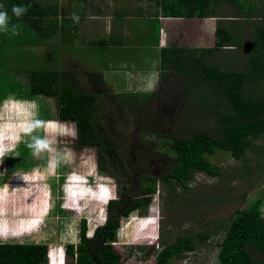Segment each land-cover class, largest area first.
<instances>
[{
    "label": "rangeland",
    "instance_id": "obj_1",
    "mask_svg": "<svg viewBox=\"0 0 264 264\" xmlns=\"http://www.w3.org/2000/svg\"><path fill=\"white\" fill-rule=\"evenodd\" d=\"M245 4L258 9L260 17L258 19L264 24V0H245ZM244 8L247 10V7ZM219 12L227 16L222 19L220 26L237 32L234 34H238L236 36L241 40L244 39V43L237 50L233 48L219 50L213 54L210 62L223 70H240L244 68L246 62H244V54L246 55L249 50L245 42L247 39H254V30L259 21L254 20L250 25L245 19L246 16L243 17L244 11L231 4L221 5ZM99 22L101 21L91 19L77 22L78 29L73 37L74 44L69 46L67 50L69 53L62 56L57 63L61 71H67L69 83L77 84V89L101 95L96 112V129L106 143H112L116 147L113 161L105 158V164L115 174L116 178L113 176L112 178L116 185L119 181L123 186V192L127 195L126 204H130L133 198H144L140 191L141 187H151V185L154 187V192L149 194L153 196V201L148 206L131 213L127 218H121L112 243L113 248L120 256L122 264H155L158 253L165 246L175 243L178 238L192 237L195 243H199L197 249L194 252L180 253L171 260V263L219 264L220 243L231 218L237 217V211H246L259 199H264V134L250 141L249 149L240 161L233 160L227 152L221 150H215L212 155H208L210 163L219 169L221 174L219 178L196 173L194 179L187 182L186 189H182L174 181L162 182L161 176L168 172L173 163L171 157L173 153L167 150L168 138H186L192 133L188 127L190 125L184 120L185 117L193 118L191 103L186 101L187 93L191 99L196 98L195 94L191 92V86L188 87L184 74H176L173 68L162 70L160 49L155 47L158 38L150 34L152 32L145 34L144 37H135L141 49L135 50L137 46L129 44L133 47L132 50L114 49L106 54L101 51L102 49L97 50L96 44H93L105 38L102 34L103 23ZM131 23L134 25L133 22ZM68 26L74 25L71 22ZM197 28L194 24L192 33L184 37H181L177 31L162 32L166 38L161 44L162 46L214 47L217 37L207 33L210 29L209 24L205 23V29L208 30L205 33L196 30ZM130 34L133 35L131 32ZM71 35L74 33L72 32ZM113 41L117 43L119 40L113 39ZM130 42L134 43L132 40ZM69 44L62 42V46L65 47ZM25 52L29 53L21 55L23 60L18 63L19 66L26 67L28 63V67L32 69L53 68L54 64L48 61L44 48L36 47L35 51L30 52L27 49ZM96 73L100 74L102 81L97 80ZM130 92L145 95L150 93L152 98L139 110L127 108L123 100L115 95L130 94ZM196 96L200 97V94L197 93ZM40 102L41 106H48L55 116L50 120H58L56 119L58 99L43 98ZM16 104L11 106L9 101L11 114L9 117L5 115L7 109L4 107L0 113V123L5 118H9L12 124L22 125L33 118L34 136L27 137L25 142L29 140V144L20 147L16 157L30 154L29 157H35L36 165L29 169L16 168V171L6 175L3 171L6 168L3 162H0L2 168L0 218L7 219L6 231L11 233L14 232L16 225L23 228L20 229L22 231L35 224L32 221L23 227L22 222L17 224L19 219L25 222V219L43 213V223L39 229L24 234L18 240H14V243L44 245L48 250L57 245L64 251L66 245L76 247L80 242L83 227L86 229V234L92 237L95 229L104 223L106 217H110V208L106 214L99 211L100 205L94 197L91 200L86 197L81 202L79 212L61 207L66 206L65 181L72 177L96 175L94 171L99 169L96 150L76 148L78 135L76 123H66L71 125L63 131L59 126L58 129L53 130L51 122L46 126L45 131L43 122L47 121V107L43 110L45 115L38 114L36 118V105ZM32 110L34 115L31 114ZM6 129L7 133H10L9 130L13 131L12 133L23 132L21 129L17 131L9 127ZM41 130L44 131V141L39 144L34 143L35 136L41 135ZM32 146H35L34 152L31 150ZM45 154L47 155L45 162L38 164ZM8 163L7 160V166ZM21 172L26 175L24 180L14 179L20 177ZM15 173L17 175H14ZM100 173L111 176L105 172ZM45 177L46 186L41 181ZM95 180L98 181L99 178ZM16 182L19 184H15ZM12 184L22 188L18 192L21 194L20 197H14L16 192L11 188L7 192L5 187ZM26 189L28 190L25 191ZM118 190L119 187L116 186V192ZM123 192L120 198L124 195ZM31 193L32 197H30ZM118 198L117 194V200ZM261 212L264 215V200ZM146 217L155 218V221L151 220L143 225V219ZM82 221L85 222V226ZM3 233L0 229V241L10 243L11 240L5 238ZM203 233L209 234L210 239L199 241L198 235ZM155 237L158 238L156 242ZM150 243L155 244L150 245ZM50 258L52 263H55L56 257L51 255ZM64 261V264H75V257H65Z\"/></svg>",
    "mask_w": 264,
    "mask_h": 264
},
{
    "label": "trees",
    "instance_id": "obj_2",
    "mask_svg": "<svg viewBox=\"0 0 264 264\" xmlns=\"http://www.w3.org/2000/svg\"><path fill=\"white\" fill-rule=\"evenodd\" d=\"M27 1L20 2L26 6L21 10L29 9ZM221 1L241 8L244 11L243 17L246 16L245 19L250 25L260 18L258 9L245 4V0H205V7L200 0H177L174 3L162 4V11L167 17L204 18L209 17L215 5ZM244 7H247V10ZM21 13L28 15V12ZM258 21L254 39H247L245 42L249 46V53L244 54L246 64L244 63V68L240 70H223L210 62L213 54L219 50H231L227 48L237 50L244 43V39L241 40L236 36L238 34H234L237 32L224 27L217 29L214 47L171 46L161 50L162 70L173 68L176 74H184L188 87L191 86V92L196 97L191 99L187 93L186 101L191 103L193 118L185 117L184 121L190 125L188 127L192 133L186 138L167 140V150L173 153L171 156L173 163L168 172L161 176L162 182L174 181L182 189H186L187 182L192 181L196 173L219 178L221 176L219 169L210 163L208 155H212L215 150H221L227 152L233 160L240 161L249 149L250 141L264 134V24L261 23L262 20ZM53 36L51 34L50 37ZM96 76L98 81H102L99 73H96ZM68 77L67 71L59 72L54 67L48 72H37L32 75L36 83L32 85L31 90L29 88L25 97L38 100L42 115H45L43 110L48 108L46 120L54 119L55 116L48 106H41L40 101L43 98L49 100L56 97L58 99L56 119L77 125L76 148H94L99 171L115 177V174L106 167L105 158L113 161L116 147L112 143H106L96 129V112L101 95L82 92L76 88L77 84L72 81V84L69 83ZM197 93L200 97L196 96ZM115 96L123 100L127 108L132 107L135 110L141 109L152 98L150 93L145 95L136 92ZM34 133L35 129L31 135ZM43 141V132L35 136L34 143L39 144ZM29 142L27 141L28 144ZM31 150L35 151V146H32ZM29 155L21 154L18 158L12 159L8 164V170L11 172L16 171V168L29 169L36 165L35 157ZM46 159L45 154L38 164L45 162ZM117 186L119 198L111 204L110 217L106 225L98 228L92 238L86 237V229L83 227L79 244L76 247L67 245V257H75V264H122L112 245L121 218H127L131 213L148 206L153 201V196L149 194L154 192V187L152 185L141 187L140 191L144 198H133L130 204H126L127 195L119 181ZM121 192L124 195L120 198ZM263 200L259 199L246 211H237V217L231 218L220 243L219 264H264V215L261 212ZM198 238L199 241H206L210 239V235L203 233L198 235ZM198 245L199 243H195L192 237L178 238L175 243L165 246L158 253L155 264H172L171 260L177 255L182 252H194ZM46 251V246L33 243L0 244V264H41L46 262Z\"/></svg>",
    "mask_w": 264,
    "mask_h": 264
},
{
    "label": "crops",
    "instance_id": "obj_3",
    "mask_svg": "<svg viewBox=\"0 0 264 264\" xmlns=\"http://www.w3.org/2000/svg\"><path fill=\"white\" fill-rule=\"evenodd\" d=\"M18 1L0 0V77L2 78L0 80V113L4 109L5 100L28 98L25 97L27 96L25 94L36 83V80L32 78L33 74L51 70L49 68L44 70L32 69L28 67V63L26 67L19 66L18 63L23 60L21 55L29 53L25 50L28 49L32 52L35 51L36 47L44 48L48 61L50 63L52 61L53 67L61 72V67L57 62L62 56L69 53L67 51L69 46H73V37H75L78 29L77 22L81 23L91 19L103 23L102 34L106 39L103 38L99 42H93V44H96L97 50L102 49L101 51L106 54L114 49L121 51V49L127 48L132 50L133 47H130L129 44L137 46L135 50L141 49L135 37H144L150 32L158 38L155 47H158L161 53L163 48L171 47L162 46L161 43L166 38L162 32L173 33L177 31L181 37H184L192 33L191 30L195 24L198 27L196 30H202L205 33L208 31L205 29L206 23L209 24L210 28L207 33L216 36L217 29L221 27L220 24L223 22L222 19L227 17L219 12V8L225 3L230 4L221 1L215 5L214 11L209 17L199 18L189 16L167 17L162 11V4L174 3L177 0H28V10H21L26 6L20 4L22 0ZM200 3H203L205 7V0H200ZM21 12H28V15ZM71 22L73 27L68 26ZM72 32L74 35H71ZM51 34L54 35L53 38L50 37ZM113 39L119 41L115 43ZM131 40L134 43H131ZM63 41L70 44L66 47L62 46ZM82 48L84 49V47ZM38 52L40 51L38 50ZM34 56L40 58L36 54ZM28 58L30 57L28 56ZM43 183L45 185V181ZM15 184L19 183L16 182ZM5 188L7 192L10 188L14 190L16 192L14 197H20L21 194L18 192L22 188L19 185L12 184ZM32 196L31 193L30 197ZM6 209L7 207L4 208V211ZM34 222L37 221L34 220ZM25 224L22 223L23 227ZM30 227L22 231H28Z\"/></svg>",
    "mask_w": 264,
    "mask_h": 264
},
{
    "label": "clouds",
    "instance_id": "obj_4",
    "mask_svg": "<svg viewBox=\"0 0 264 264\" xmlns=\"http://www.w3.org/2000/svg\"><path fill=\"white\" fill-rule=\"evenodd\" d=\"M9 101H11V106L17 105L16 103L19 104H32L36 105L37 107V114L36 118H38V114H40V108L38 101L36 99H30V98H25V99H7L3 103V107H6L7 115L8 117L11 114V107L9 106ZM25 108V107H24ZM31 114H35L33 110L31 111ZM41 115V114H40ZM33 120V118H32ZM32 120H29L28 122L19 125V124H12L9 118H5L2 123H0V162H3V166L6 169H3V171L6 173V175L11 174V172L8 170L7 166V160L10 162L12 159L17 158L16 155L20 149V147H23L24 145H28L26 141L27 137L31 136L32 131L35 129L34 123H32ZM53 123L52 128L53 130L58 129V126L60 129L65 131V129L69 128V125L71 124H66V123H72L73 122H67V121H61V120H55L51 121L50 119L47 120L46 122L44 121V130L46 131V126L49 123ZM56 123V124H54ZM6 127L12 128L14 131H17L18 129H21V133H12L13 131L9 130L10 133H7ZM41 132L44 133L43 130ZM61 135V134H60ZM28 137V138H29ZM77 139V137H76ZM29 141V140H28ZM25 142V143H24ZM9 164V163H8ZM2 168L0 167V170ZM93 172V171H92ZM96 175L94 176L95 178H99L98 181L95 180V178L92 175H89L87 177L80 176L79 178L77 177H72L71 179H68L65 181L64 185L66 186V189L64 191V203H66V206L62 208H65L66 210L69 211H80V206L81 202L86 199V197H89L90 200L95 198V200L98 202L99 206V211H103V213L106 214V212L109 210L111 207L112 202L117 200V192H116V183L113 180L112 176H105L102 175L98 169V171H94ZM14 175H17L16 173ZM20 177H14V179H23L25 178V173L21 172ZM111 177V178H110ZM45 178H42L41 181H45ZM93 179V180H92ZM105 179V180H103ZM26 180V179H25ZM92 180V182H90ZM96 181V182H95ZM45 184L47 182L45 181ZM43 213H40L39 215L30 217L28 219H25V222L22 221V219L18 220L17 224L22 223H30L34 220L37 222L35 223L34 226L30 227V231L32 230H38L40 225L43 223ZM101 215H104L101 213ZM109 218L106 217L104 223L100 225V227H103L106 225L107 221ZM24 220V219H23ZM154 220L155 218H145L143 219V225H145L148 221ZM121 222V221H120ZM99 227V228H100ZM8 228L7 225V219L5 218H0V229H2L3 236L5 238H8L11 240L10 243H4L0 241V244H25V243H14V240H18L21 238L24 234H28L29 232L27 231H20V227L17 225L15 226L14 232H7L6 229ZM97 230V228L95 229ZM95 233V232H94ZM94 235V234H93ZM87 238H92L89 237L86 234ZM155 242L157 241V237H155ZM155 244V243H153ZM150 243V245H153ZM67 245L65 246V251L62 249L61 246H55L51 250L46 251V264H64V258L67 257V250H66ZM52 251V252H51ZM50 253L54 254V257H56L55 263H52V260L50 258Z\"/></svg>",
    "mask_w": 264,
    "mask_h": 264
}]
</instances>
